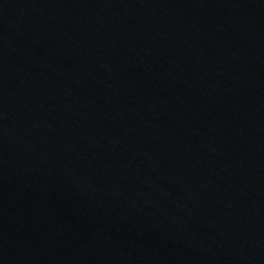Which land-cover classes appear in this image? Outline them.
<instances>
[{
    "label": "water",
    "instance_id": "1",
    "mask_svg": "<svg viewBox=\"0 0 264 264\" xmlns=\"http://www.w3.org/2000/svg\"><path fill=\"white\" fill-rule=\"evenodd\" d=\"M0 264H264V0H0Z\"/></svg>",
    "mask_w": 264,
    "mask_h": 264
}]
</instances>
